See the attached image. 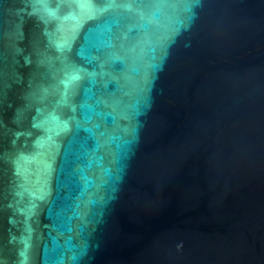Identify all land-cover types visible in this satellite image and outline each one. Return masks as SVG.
I'll return each instance as SVG.
<instances>
[{"label":"water","instance_id":"obj_1","mask_svg":"<svg viewBox=\"0 0 264 264\" xmlns=\"http://www.w3.org/2000/svg\"><path fill=\"white\" fill-rule=\"evenodd\" d=\"M0 264H264V0H0Z\"/></svg>","mask_w":264,"mask_h":264}]
</instances>
